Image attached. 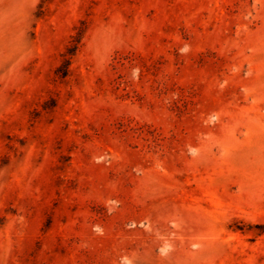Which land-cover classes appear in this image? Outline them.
<instances>
[{"label": "rangeland", "instance_id": "rangeland-1", "mask_svg": "<svg viewBox=\"0 0 264 264\" xmlns=\"http://www.w3.org/2000/svg\"><path fill=\"white\" fill-rule=\"evenodd\" d=\"M0 264H264V0H0Z\"/></svg>", "mask_w": 264, "mask_h": 264}]
</instances>
